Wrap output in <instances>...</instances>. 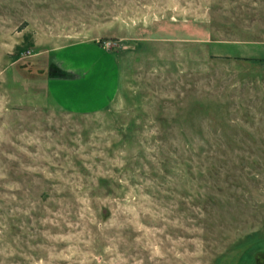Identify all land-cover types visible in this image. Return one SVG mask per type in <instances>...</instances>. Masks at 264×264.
Masks as SVG:
<instances>
[{
	"label": "rangeland",
	"instance_id": "1",
	"mask_svg": "<svg viewBox=\"0 0 264 264\" xmlns=\"http://www.w3.org/2000/svg\"><path fill=\"white\" fill-rule=\"evenodd\" d=\"M0 264H264V0H0Z\"/></svg>",
	"mask_w": 264,
	"mask_h": 264
},
{
	"label": "crops",
	"instance_id": "2",
	"mask_svg": "<svg viewBox=\"0 0 264 264\" xmlns=\"http://www.w3.org/2000/svg\"><path fill=\"white\" fill-rule=\"evenodd\" d=\"M68 99H70V101L72 103V101H73L72 98H68ZM77 99H78L77 101H79V103H78L79 106L82 108V92H81V95H79Z\"/></svg>",
	"mask_w": 264,
	"mask_h": 264
}]
</instances>
